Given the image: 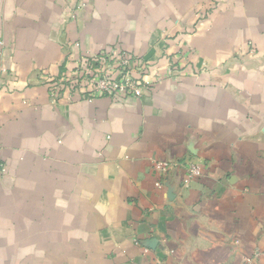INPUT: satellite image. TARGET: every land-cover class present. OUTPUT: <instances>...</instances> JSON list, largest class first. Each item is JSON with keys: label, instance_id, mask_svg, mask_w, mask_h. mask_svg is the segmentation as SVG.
<instances>
[{"label": "crops", "instance_id": "1", "mask_svg": "<svg viewBox=\"0 0 264 264\" xmlns=\"http://www.w3.org/2000/svg\"><path fill=\"white\" fill-rule=\"evenodd\" d=\"M103 47L162 80L53 100ZM0 264H264V0H0Z\"/></svg>", "mask_w": 264, "mask_h": 264}, {"label": "built area", "instance_id": "2", "mask_svg": "<svg viewBox=\"0 0 264 264\" xmlns=\"http://www.w3.org/2000/svg\"><path fill=\"white\" fill-rule=\"evenodd\" d=\"M82 6L83 3H78L77 8ZM74 45L81 47L79 42ZM150 69L151 65L143 56L121 47H103L97 52L74 51L69 55L63 75L50 78V94L55 101L61 98L70 101L92 100L101 96L114 99L130 96L140 98L152 88L153 83L162 80V75L157 72L151 79L144 78ZM179 71L181 66L171 62L167 75L174 76ZM155 165L163 171L171 166L163 161H158ZM202 174L199 164L189 163L190 178Z\"/></svg>", "mask_w": 264, "mask_h": 264}]
</instances>
